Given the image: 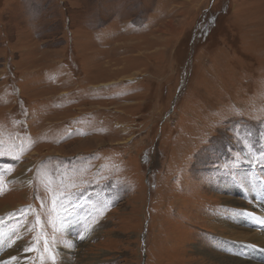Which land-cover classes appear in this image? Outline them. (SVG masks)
<instances>
[{"label":"rangeland","instance_id":"1","mask_svg":"<svg viewBox=\"0 0 264 264\" xmlns=\"http://www.w3.org/2000/svg\"><path fill=\"white\" fill-rule=\"evenodd\" d=\"M0 142L23 264H230L211 224L263 202L264 0H0Z\"/></svg>","mask_w":264,"mask_h":264},{"label":"bare ground","instance_id":"2","mask_svg":"<svg viewBox=\"0 0 264 264\" xmlns=\"http://www.w3.org/2000/svg\"><path fill=\"white\" fill-rule=\"evenodd\" d=\"M90 141H92V140H90ZM261 195L262 194H258L257 196L259 197ZM253 200H254V197H253ZM262 201L263 202H260V203L254 202V203H252V205L249 208H247V209L244 208V209H241L239 211V214L241 216H243L244 219H247V220L243 219L240 221L237 218H233L231 221H229L228 219H225V220H221L219 222L215 221L214 223H216V224H211L212 227L215 229V231H217L216 238H219L220 240H224V243L219 245V247L224 249L223 245H225V244L227 245L228 243H230V244L234 243L235 247L233 249V252H237V253L244 255V258H243L242 256H240V254H238V257H236L237 259H234L232 257H226L224 255H220L219 252L215 251V253H217L216 255L219 258H221V259L228 258L231 262L230 264H261L258 262V258L261 257L260 253H264V223L260 222L262 219H264V194L262 196ZM254 208H256L257 210H255ZM243 210H249L250 212L255 213V214H261L262 213L261 214L262 216L250 215V216H247L245 218V215L242 213ZM259 212H261V213H259ZM0 220H4V218H0ZM244 222H247L249 224V225H247L249 228H251V229L256 228L255 231H252L250 229H245V228H244L245 230H248L251 233L244 231L242 229V227L240 226V224H242L244 227ZM229 224H232V228H234V229L229 230L227 228L228 226H230ZM224 235L225 236L236 235V236H238L239 240H232V239H229L226 237H222ZM18 239L19 238H8L7 235H5L2 232V230H0V250H1V252L4 248H5L6 252H11L13 250L16 251L19 248V250L17 252V258H16V259H18V261L15 263H12V264H23V262H21V260L23 259L22 256L25 254V251H24V246H20V247L15 246V242H17ZM248 246H250V249L246 250L245 248ZM251 252H254V255L252 258L249 257ZM201 253H203V256L201 255V257L199 258L200 260H203V261L209 260L210 261L211 258L209 256H207V259H206V255H205L206 252H201ZM229 253H232V252H229ZM9 256H11V254ZM0 263L6 264V261H1Z\"/></svg>","mask_w":264,"mask_h":264},{"label":"snow or ice","instance_id":"3","mask_svg":"<svg viewBox=\"0 0 264 264\" xmlns=\"http://www.w3.org/2000/svg\"><path fill=\"white\" fill-rule=\"evenodd\" d=\"M4 155H6V152H5L4 148H3L2 142H0V156H4ZM11 158H13V159H19L18 156H13ZM0 171H2V170H0ZM2 194H3V188L0 187V195H2ZM260 222L261 223H264V219H262ZM81 238H83V237H81ZM27 250L28 251H34L35 249L32 248V247H29Z\"/></svg>","mask_w":264,"mask_h":264}]
</instances>
